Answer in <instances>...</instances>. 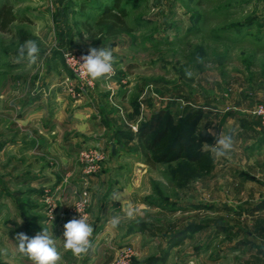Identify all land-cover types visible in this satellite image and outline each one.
I'll use <instances>...</instances> for the list:
<instances>
[{
    "label": "rangeland",
    "instance_id": "1",
    "mask_svg": "<svg viewBox=\"0 0 264 264\" xmlns=\"http://www.w3.org/2000/svg\"><path fill=\"white\" fill-rule=\"evenodd\" d=\"M113 2L0 0L17 18L0 32V117L15 120L12 103L45 98L96 103L106 136L69 157L35 141L34 155L11 156L27 128L0 124V264H32L14 237L42 227L58 264H119L124 249L128 264H244L254 242L264 245V1L121 0L130 32L107 37L95 24ZM29 39L40 47L31 66L18 60ZM89 45L113 51V78L72 79L63 55H87ZM229 134L230 159L215 160L210 147ZM80 203L94 229L83 258L63 248V225ZM129 206L138 209L131 220Z\"/></svg>",
    "mask_w": 264,
    "mask_h": 264
},
{
    "label": "crops",
    "instance_id": "2",
    "mask_svg": "<svg viewBox=\"0 0 264 264\" xmlns=\"http://www.w3.org/2000/svg\"><path fill=\"white\" fill-rule=\"evenodd\" d=\"M52 93H56L55 90ZM50 99L52 98H45V103H12L11 110L15 112L16 119L9 121L3 119V116L0 117V124L4 129L13 131L21 130L20 127L27 128L23 134L25 139L22 138L20 143L13 142L10 146L8 152L11 156L26 151L34 155V141L42 144V151L56 150L66 153V157H69L71 151L83 146L82 143L105 140L101 118L92 106L96 103L72 102L68 98L63 99L61 103H47L46 100ZM4 149L3 146L0 147V154H3ZM73 168L67 167L64 170L76 173ZM252 215L256 217L255 213ZM262 216L261 218H264V214ZM262 228L259 227L258 232L264 234V225ZM254 243L252 252L249 253L251 255L248 254L251 259L246 258L244 264H264V245ZM238 250L240 251L239 248Z\"/></svg>",
    "mask_w": 264,
    "mask_h": 264
},
{
    "label": "clouds",
    "instance_id": "3",
    "mask_svg": "<svg viewBox=\"0 0 264 264\" xmlns=\"http://www.w3.org/2000/svg\"><path fill=\"white\" fill-rule=\"evenodd\" d=\"M18 52V60L26 58L29 66H31L37 63L40 47L36 41L29 39L23 44H20ZM80 60L83 62L76 61L79 64L81 78H90V80L95 81L104 77L110 78L115 74L113 68L115 61L113 51L110 48H96L89 45L88 54L82 55ZM185 75L191 77L192 72L186 69ZM208 132L210 135H215L211 129ZM233 150L234 137L231 134L220 135L216 139L215 144L210 147L211 155L215 160L221 158L230 159V153ZM111 199L122 202L123 194L119 191H113ZM76 211L80 213L78 208H76ZM137 213L138 209L131 206L125 209L126 218L129 220L135 218ZM122 219L121 216L116 215L108 223L112 229H116L122 223ZM18 223H22V220ZM63 229V248L65 251H71L74 257L83 258L93 248L90 238L92 237L94 229L88 222L86 216L80 215L79 218L73 217L63 225ZM14 240L18 253L26 257L32 264H58L61 260L56 240L47 228L42 227V230L34 237H29L24 232H17Z\"/></svg>",
    "mask_w": 264,
    "mask_h": 264
},
{
    "label": "trees",
    "instance_id": "4",
    "mask_svg": "<svg viewBox=\"0 0 264 264\" xmlns=\"http://www.w3.org/2000/svg\"><path fill=\"white\" fill-rule=\"evenodd\" d=\"M121 0H114L110 7H106L103 9L100 17L96 21L95 26L98 28L99 33L105 34L107 37H117L121 34L129 33L130 30L127 28L125 23V12L120 8ZM17 20L16 15L13 13L10 7H3L0 10V32L8 33L10 30V26ZM147 129H143L139 132V139H143L146 136ZM150 130H153L151 127ZM180 147L181 142H180ZM147 148L151 150V146L147 145ZM177 152L178 148L175 149ZM146 162L147 158H146ZM164 260L163 258L161 261ZM160 261V259H159ZM158 262V261H157Z\"/></svg>",
    "mask_w": 264,
    "mask_h": 264
},
{
    "label": "built area",
    "instance_id": "5",
    "mask_svg": "<svg viewBox=\"0 0 264 264\" xmlns=\"http://www.w3.org/2000/svg\"><path fill=\"white\" fill-rule=\"evenodd\" d=\"M262 1H264V0H262ZM70 54L69 53H66V54L63 55V62H64V65H65L66 69L70 72V74L72 75V79L75 80L76 82H79V83L86 82L88 78H81L80 68H79V64H78V62H80V63L83 62V61L80 60V57L82 56V54H76V53H70ZM113 76H111L110 78H113ZM105 78H108V77H105ZM110 78H108V79H110ZM66 80L68 82H70L69 79H66ZM68 91L70 93H73V86H72V84H70V87L68 88ZM258 114L264 116V110L263 109H260L258 111ZM81 156L86 161L92 162V163H95V162H97V161L100 160L99 159L100 158V155L97 154V153H93V152L92 153L91 152H82L81 153ZM77 208L80 210V213L75 210V214H76V217L79 218L80 215H83L82 214V210H81V209H83V204L80 203ZM129 253H130V250L129 249L128 250L127 249H124L122 251V253L120 254V258H119V262L118 263L119 264H128L127 260L129 258Z\"/></svg>",
    "mask_w": 264,
    "mask_h": 264
}]
</instances>
